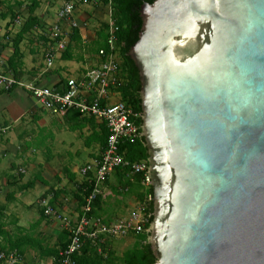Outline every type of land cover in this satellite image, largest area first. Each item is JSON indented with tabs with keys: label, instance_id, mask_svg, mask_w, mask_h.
<instances>
[{
	"label": "water",
	"instance_id": "obj_1",
	"mask_svg": "<svg viewBox=\"0 0 264 264\" xmlns=\"http://www.w3.org/2000/svg\"><path fill=\"white\" fill-rule=\"evenodd\" d=\"M153 264H264V0H121Z\"/></svg>",
	"mask_w": 264,
	"mask_h": 264
},
{
	"label": "crops",
	"instance_id": "obj_2",
	"mask_svg": "<svg viewBox=\"0 0 264 264\" xmlns=\"http://www.w3.org/2000/svg\"><path fill=\"white\" fill-rule=\"evenodd\" d=\"M34 2L37 3L35 7L32 5ZM67 3L70 4V0H0L1 73L12 75L25 84L33 83L57 91L67 78L80 76L87 66L98 62L96 52L93 53L90 48L94 46L102 25L100 29L93 30L89 29V25L95 14L100 15L96 10L103 12L99 8L105 6L107 10L108 5L94 1L85 3V6L79 4L73 9L70 21H74L77 27L70 28L69 20L61 24L68 32L65 51L70 59L66 61L77 66L54 67L55 60H64V51L55 58L51 68H46L42 57L46 39L44 32L57 23L56 13ZM30 8H34L32 13L38 19V25L19 36ZM17 17H20L19 21L14 23ZM73 29L78 31L81 40L76 46L70 43ZM15 45L20 59L13 69L15 64L9 59ZM75 113L68 111L53 116L43 111L23 88L0 92V209L2 222L10 231L11 240L21 247L20 264H53L52 256L59 251L63 235L68 233L69 226L80 214L78 186L83 179L80 175L76 176L80 167L74 164L69 167L67 163L72 164L81 153H84L82 159L85 162L99 155L101 122L84 116L76 118ZM68 132L75 133L77 138H84V151L74 150V137L72 140ZM7 159L12 161L7 163ZM26 174L28 177L25 179ZM119 180L115 172L109 176L96 206L97 216L108 221H112L115 212L130 213L136 206L134 181L122 190ZM112 196L118 199L116 206L109 202ZM41 199L48 200L56 215L48 217L43 214L37 206Z\"/></svg>",
	"mask_w": 264,
	"mask_h": 264
},
{
	"label": "built area",
	"instance_id": "obj_3",
	"mask_svg": "<svg viewBox=\"0 0 264 264\" xmlns=\"http://www.w3.org/2000/svg\"><path fill=\"white\" fill-rule=\"evenodd\" d=\"M110 9V8H109ZM73 5L64 4L56 13L57 23L44 32L45 48L42 57L46 68H51L55 58L67 48L65 41L68 32L62 28V22L71 19ZM77 27L70 21V28ZM117 30L111 14L106 22V49L96 53L98 62L87 66L84 72L76 78H67L62 87L55 91L33 83H22L14 76L0 72V92L12 88H23L37 102L40 108L53 115H62L68 111H76L80 116L92 118L104 123L107 131L103 152L79 169L83 182L90 186L85 203L81 207L78 219L68 228V243L59 251V264H76L82 247L90 243L101 252V246L111 240L148 233L147 224L150 215L147 205L152 197L145 195L136 211L127 217L108 221L100 216L92 215L93 203L103 193V186L109 176L118 168L128 169L130 175L141 176L140 185L145 193L150 186L148 163L139 161L128 162L120 151L124 143H134L141 138V125L136 123L142 118L141 113H135L120 100L115 86L119 81L120 60L115 40ZM45 216L56 215L49 206L47 199H41L37 204ZM58 217V215H57ZM22 260L15 250L3 252L0 250V261L6 264H19Z\"/></svg>",
	"mask_w": 264,
	"mask_h": 264
},
{
	"label": "trees",
	"instance_id": "obj_4",
	"mask_svg": "<svg viewBox=\"0 0 264 264\" xmlns=\"http://www.w3.org/2000/svg\"><path fill=\"white\" fill-rule=\"evenodd\" d=\"M94 1H99L103 5H109L111 10V18L114 24L117 27L115 31V40L116 46L118 49V56L120 60V69H119V81L115 86V90L119 93L120 100L127 107L131 108L135 113H141L140 110V87L138 84V80L131 68L128 60L126 59V40L129 34L131 22L130 15L122 4L121 0H80L81 3H91ZM34 7L37 3H33ZM33 9L30 8L29 16L25 20L22 29L19 32V36L30 32L33 27L38 25V19L33 15ZM106 24H102L101 30L98 32L97 39L94 42V46L90 48V51L93 53H97L99 49H106ZM70 43H73L75 46L81 43L78 31L73 29L70 34ZM67 55V56H66ZM64 60H69L70 56L65 53L63 54ZM20 59L18 47L15 45L14 52L9 59V62H13L15 65L12 66L13 69L16 68V64ZM76 118L80 117L78 113H75ZM138 125H141V119L138 118L136 120ZM100 153L103 152L105 148V141L107 137V131L104 123L100 124ZM120 151L123 154V157L130 163H135L139 161L147 162L148 154L147 150L142 142V138L136 140L134 143H124L120 147ZM118 177H120L119 183L120 187L123 189L128 188L132 184V182L136 185V199L138 202H142L144 200L145 195H149L152 197V190L149 188L145 193L140 191L141 185V176L139 175H130L128 169L118 168L115 170ZM90 190V186L87 182H82L78 186L80 204L82 207L85 203V197L88 195ZM101 197V196H100ZM98 197L93 203L92 215L97 216L96 214V206L99 203ZM153 206L152 201L148 202L147 205V213L152 214ZM2 209H0V250L3 252H9L15 250L19 255H21V247L16 246L17 243L13 242L10 238V231L7 230L6 225L2 222ZM150 217L148 219L147 228L150 225ZM63 240L60 241L59 251L65 248L68 243V233L63 235ZM149 234L142 233L134 236V242L130 249H127L122 256L118 257L112 249H109L110 245L105 244L101 246V252H97V248L90 243L85 244L79 256L76 258V264H153L155 262V258L152 254L150 246L147 242ZM59 251L54 253L53 264H59ZM1 263V261H0Z\"/></svg>",
	"mask_w": 264,
	"mask_h": 264
},
{
	"label": "rangeland",
	"instance_id": "obj_5",
	"mask_svg": "<svg viewBox=\"0 0 264 264\" xmlns=\"http://www.w3.org/2000/svg\"><path fill=\"white\" fill-rule=\"evenodd\" d=\"M70 4L73 5V9L78 8L79 4H81L82 6L87 5L85 3L78 2V0H70ZM109 8H110V6L108 5L107 10H106L105 6H104V8H103V6L99 8L103 12H100V11L96 10V12L100 13V15L95 14V18H93V22L89 25V29H91V30H93V28L100 29L102 23L104 24V23L107 22V20L109 19V14H111V10ZM18 18H20V17L15 18L14 23H18V21H19ZM75 65L77 66V64L72 63L70 61H66V60H55V62H54V67L55 68H58V66H66L67 68H74V67H76ZM67 75L68 74H66V76ZM68 134L72 136V140H73V137H74V142H73L74 150L80 149L81 151H84V148H83L84 138H82V139H80V137L77 138L75 133L68 132ZM78 134H80L79 130H78ZM83 157H84V153H81L79 156L76 157L77 160L72 162V164H70V162H68L67 165H69V167H71L74 164L76 167H80L81 168V166H83L85 163L89 162V161L85 162V160L82 159ZM74 158H75V155H73V160H74ZM69 160H71V158H69ZM10 161H12V160H9V159L6 160L7 163H9ZM80 168H78V174H76L77 177L79 176V169ZM27 177H28V174H26L24 176L25 179ZM143 190H144V188L141 186L140 191L143 192ZM116 200H118L116 198V196H112L111 198H109V202L112 203L113 206L117 205V203L115 202ZM135 201H136V206L134 207V210H132L130 213L136 211L138 206H139L140 202H138L137 199H135ZM143 202H144V200H143ZM118 207H119V204H118ZM128 213L129 212H123V213L119 214V213L115 212V215H112L111 220L115 221V220H118L120 218H125V217H127L130 214V213L129 214ZM133 242H134V236H129L127 238L118 239V240H111V242H109V245H110L109 249H112L114 251V253L118 257H120V256H122V254L127 249H130L132 247ZM26 260H27V258H26ZM20 263H22V262H20ZM30 264H36V263L35 262L34 263L30 262Z\"/></svg>",
	"mask_w": 264,
	"mask_h": 264
}]
</instances>
